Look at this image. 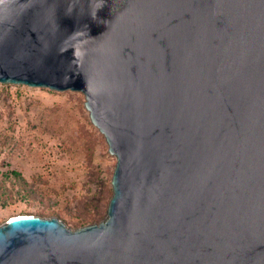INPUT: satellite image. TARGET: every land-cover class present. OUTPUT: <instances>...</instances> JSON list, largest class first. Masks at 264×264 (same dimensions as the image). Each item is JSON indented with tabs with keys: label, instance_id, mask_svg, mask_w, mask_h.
Segmentation results:
<instances>
[{
	"label": "water",
	"instance_id": "obj_1",
	"mask_svg": "<svg viewBox=\"0 0 264 264\" xmlns=\"http://www.w3.org/2000/svg\"><path fill=\"white\" fill-rule=\"evenodd\" d=\"M0 83L78 91L116 159L106 217L0 224V264H264V0H0Z\"/></svg>",
	"mask_w": 264,
	"mask_h": 264
},
{
	"label": "rangeland",
	"instance_id": "obj_2",
	"mask_svg": "<svg viewBox=\"0 0 264 264\" xmlns=\"http://www.w3.org/2000/svg\"><path fill=\"white\" fill-rule=\"evenodd\" d=\"M84 100L78 91L0 83V224L38 215L75 229L106 217L116 159Z\"/></svg>",
	"mask_w": 264,
	"mask_h": 264
},
{
	"label": "trees",
	"instance_id": "obj_3",
	"mask_svg": "<svg viewBox=\"0 0 264 264\" xmlns=\"http://www.w3.org/2000/svg\"><path fill=\"white\" fill-rule=\"evenodd\" d=\"M9 174H11L12 176H15V177H18L19 176L14 170H11L9 172ZM23 190H25V189L23 188Z\"/></svg>",
	"mask_w": 264,
	"mask_h": 264
},
{
	"label": "bare ground",
	"instance_id": "obj_4",
	"mask_svg": "<svg viewBox=\"0 0 264 264\" xmlns=\"http://www.w3.org/2000/svg\"><path fill=\"white\" fill-rule=\"evenodd\" d=\"M12 217H14V216H12Z\"/></svg>",
	"mask_w": 264,
	"mask_h": 264
}]
</instances>
